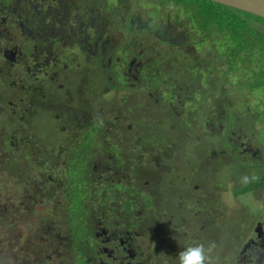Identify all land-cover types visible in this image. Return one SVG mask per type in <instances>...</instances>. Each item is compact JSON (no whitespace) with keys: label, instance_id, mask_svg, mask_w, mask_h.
<instances>
[{"label":"flooded vegetation","instance_id":"flooded-vegetation-1","mask_svg":"<svg viewBox=\"0 0 264 264\" xmlns=\"http://www.w3.org/2000/svg\"><path fill=\"white\" fill-rule=\"evenodd\" d=\"M184 23L182 5L161 0H0V181L3 169L6 178L24 172L11 157L24 147L31 152L30 130L20 123L36 112L66 122L72 135L76 130L91 132L102 145L96 149L95 143H89V154L81 157L80 141L68 153L57 144L48 150L40 138L36 140L42 158L37 164L47 165L41 173L53 174L62 168L61 183L54 187L63 189L60 214L65 218L60 220L66 222H58V217L59 230L53 240L38 242L10 222V214L17 216L20 210L5 198L0 203V226L5 231L0 242H4L7 264H35L43 259L46 264H173L170 241L176 230L172 219L176 209L185 210L179 227L189 245L216 242L226 264H252V256L256 264H264L263 152L257 148L249 153L251 149L228 138L235 134L234 126L221 125L227 133L223 162H236L248 177H258L241 182L239 194H235L238 183L232 173L224 181L211 180V191L226 194L230 207L243 197L248 208L245 220H223L218 208L225 202L210 194L213 207H208L205 185L190 184L189 173L176 172L181 162L177 154L166 155L165 145L153 144L151 136L146 140L144 134L150 133L143 128L137 132L146 124L134 125L138 119L130 116L137 102L129 96L136 89L160 109L182 117V90L176 89L182 82V57L202 62ZM68 94L85 102L70 122L68 113L75 104L66 100ZM107 95L116 105L109 111ZM120 106L127 109L125 113L119 112ZM126 121L124 130L129 134L120 131ZM73 157L85 161L86 171L76 186L79 189L68 195L66 185L72 175L66 162ZM148 163L163 177L140 187L137 178ZM84 177L90 181L87 187ZM170 180L182 189L175 208L166 202L175 184ZM132 184L135 191L131 193L115 189ZM82 189L84 198L77 193ZM55 199L56 194L45 200ZM49 223L48 233L53 222Z\"/></svg>","mask_w":264,"mask_h":264},{"label":"rangeland","instance_id":"rangeland-1","mask_svg":"<svg viewBox=\"0 0 264 264\" xmlns=\"http://www.w3.org/2000/svg\"><path fill=\"white\" fill-rule=\"evenodd\" d=\"M161 1L182 5V22H185L184 29L195 40L194 43L202 62L193 63L192 61L186 60L185 57H182V82L176 88L177 90H182V117L172 115L160 109L158 105L145 99L143 92L136 89L129 96L132 101L137 102L136 107L134 102H130L132 107H135L133 108V112L130 113V116L138 119V121L134 122V125L137 122L146 124L140 126L137 130V132H140V129L143 128L142 130L145 133H150L149 135L144 134L146 140L151 136L153 144L165 145L164 152L166 155L177 154L181 162L177 164L179 168L175 169L176 172L181 170V173L182 171L189 173L190 184L196 185L198 182H201L205 185L202 186V190L205 187L207 188L208 207H213L212 198L214 196L211 197L210 194L217 195L219 199L225 202L222 207L220 206L218 208V211L223 215V220H245L249 215L246 210L248 208H244L243 197H239L235 202L234 208L232 206L230 207L226 202V194H223L219 189L216 192H212L210 182L215 178H218L219 181H224L230 172L234 175L236 183H238L235 186V194H239L238 192L241 191L239 189H243V186L239 187L241 178L247 176V172H245L243 166L238 165L236 162H223L221 155H225L226 153L222 142L226 139L227 133L226 130L223 131L221 129V125H224L226 128L227 123L233 122V133L235 134L230 133L228 138L237 140L238 144H243L244 149H251L249 153H253L258 148L263 152L262 155H264V103L260 101L263 95L261 92H257L256 97H250L248 82L238 80L239 76H235L234 74L227 80L232 85L228 88L225 87L227 83L223 82V79L227 74L226 64L228 63L221 59L222 54L216 53L219 52L218 46L221 50L220 44L223 41L218 38L215 39L216 32L214 30L207 32L201 24L194 21L195 17L191 11L192 4L195 2L193 3L191 0ZM259 24L261 25L260 22ZM65 98L75 104L72 112L68 113L71 117L67 114V122H70L72 117L76 118L78 116L85 102L74 94H68ZM225 101L227 103L225 108L227 118L221 116L219 111L220 106ZM105 103L108 111L116 107L111 102L109 95H107ZM118 110L119 112L125 113L127 109L120 106ZM3 124L8 125L5 122ZM127 124H129V121L124 122V125L120 129L124 134L130 133L127 129L124 130ZM20 126L30 130L28 131V138H30V143L33 148H31L30 152L27 147H24L18 151L19 153H15L11 157L12 162L20 165L24 170L20 177L6 178V170H2L0 203L4 204V199L6 198L9 200L8 204L10 206L13 203L20 210L17 216H14L12 213L10 214L12 217L10 218V222H13V225L17 226L21 234L28 235L33 240L36 238L38 242L51 241L59 230L57 229V225H55L58 217V222H66L65 219L60 220V217L65 218L63 214H60L61 205L65 201L63 189L62 187L60 189L54 187L57 183H61L60 177L63 176V171L59 167L58 172H53V174L50 172L41 173L42 171L40 169L44 170V166L47 165L39 166L37 164L42 162V158L37 151V148H41V146H36V140L40 138L41 141H38L47 145L48 150L56 148L57 144L63 147L68 153L74 142L80 141L82 149L78 152V155L81 157L89 154V143H95L96 149L102 145L99 146L97 135L93 136L91 132L79 130H76L72 135L70 129L67 130L68 126L66 122L55 121L51 115L46 113L36 112L28 116L25 124L20 123ZM122 137L125 136L122 135ZM171 143L174 146H169ZM172 148L175 150L173 151ZM146 150L144 149V151ZM5 159L7 160V157ZM66 164L68 167L70 165L69 173L72 175L70 177V183L66 187L68 195H73L75 189H79L76 186L81 185L79 182L83 177L82 171H86V165L85 161H80L76 157L67 160ZM146 165L145 170H141V178H137V183L140 187H145L147 180H156L157 182L159 177H163L160 173H155V171L150 169L148 166L151 165L150 163ZM8 166L9 164H7V168ZM18 170L19 167L15 169V173ZM83 179L85 180V187L89 186V179L87 177ZM169 182L175 184L171 188L173 193L166 199V202L169 207L175 208L174 205L181 199L179 195L182 189L176 183L177 181L170 180ZM133 186V184L130 186L121 185L116 186L115 189L127 194L135 191L132 189ZM85 191L87 192L88 189L86 188ZM77 193L81 194L82 198H84L83 189L81 193ZM55 194L56 199L54 202L45 200ZM126 203H130V201ZM183 212L185 210L176 209L175 214L172 216V219L176 221L174 222L176 224L175 235L170 241L171 248L174 252L173 264H178V252L189 245V239L183 237V231L179 227V224L182 223L181 214ZM49 222H53V224L48 233L47 231L50 227ZM41 223L44 225L42 226ZM75 223L80 224V222ZM4 233L0 226V240H3ZM78 233L80 232H76L74 236L79 237ZM3 247L4 242L1 241L0 251L4 249ZM21 248L24 249L23 246ZM28 251L30 252V250ZM35 264H46V261L43 259V262H36ZM51 264H56V262L54 261Z\"/></svg>","mask_w":264,"mask_h":264},{"label":"trees","instance_id":"trees-1","mask_svg":"<svg viewBox=\"0 0 264 264\" xmlns=\"http://www.w3.org/2000/svg\"><path fill=\"white\" fill-rule=\"evenodd\" d=\"M191 1L196 3L192 4L191 11L194 21L207 32L214 30L215 39L223 41L221 50L218 46L219 52L216 53L222 54L221 59L228 63H225V87L232 85L227 81L232 74L239 76L238 80L248 82L250 97L254 98L257 92H261L263 97L260 101L264 103V18L207 0ZM223 103L219 109L220 115L227 117V103ZM229 123L234 126L233 122ZM6 261L2 250L0 264H7Z\"/></svg>","mask_w":264,"mask_h":264},{"label":"clouds","instance_id":"clouds-1","mask_svg":"<svg viewBox=\"0 0 264 264\" xmlns=\"http://www.w3.org/2000/svg\"><path fill=\"white\" fill-rule=\"evenodd\" d=\"M258 177L243 176L242 183L250 182ZM252 264H256V257H250ZM178 264H226L225 259L222 257L219 247L216 242H208L207 244L197 242L190 244L183 248L177 254Z\"/></svg>","mask_w":264,"mask_h":264},{"label":"water","instance_id":"water-1","mask_svg":"<svg viewBox=\"0 0 264 264\" xmlns=\"http://www.w3.org/2000/svg\"><path fill=\"white\" fill-rule=\"evenodd\" d=\"M264 18V0H207Z\"/></svg>","mask_w":264,"mask_h":264}]
</instances>
